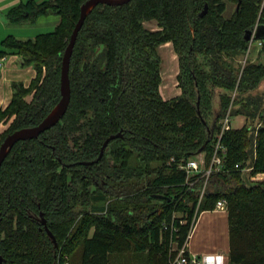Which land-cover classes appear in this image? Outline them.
Returning <instances> with one entry per match:
<instances>
[{
	"label": "trees",
	"instance_id": "1",
	"mask_svg": "<svg viewBox=\"0 0 264 264\" xmlns=\"http://www.w3.org/2000/svg\"><path fill=\"white\" fill-rule=\"evenodd\" d=\"M86 1L28 0L7 13L13 23L49 13L61 21L34 38L9 35L3 42L0 54H18L36 76L28 85L14 82L11 102L0 106V124L9 122L0 131V147L7 135L38 125L60 102L64 53ZM229 4L235 5L230 17ZM153 20L159 29L145 25ZM260 25L264 0L94 6L71 56L66 113L37 138L18 141L0 167L4 264H171L199 213L222 198L230 220L229 264H264V180L247 178L264 172V126L257 138L250 130L259 119L264 124V93L258 92L264 62L249 61L241 74L236 64L248 49L249 32L264 44ZM167 42L179 57L182 89L169 99L160 91L159 47ZM237 84L234 114L246 123L225 132L227 171L211 175L198 207L203 181L190 187L179 163L203 146L210 162L214 133ZM119 132L97 160L104 141ZM250 160L254 169L245 172Z\"/></svg>",
	"mask_w": 264,
	"mask_h": 264
},
{
	"label": "crops",
	"instance_id": "2",
	"mask_svg": "<svg viewBox=\"0 0 264 264\" xmlns=\"http://www.w3.org/2000/svg\"><path fill=\"white\" fill-rule=\"evenodd\" d=\"M28 0H0V51L4 49L3 42L9 35L20 39L34 38L40 33L53 31L61 21V16L56 13H49L38 16L33 21L13 23L9 20L7 13L22 2ZM41 2L43 0H36ZM151 23V22H150ZM155 29V24H150ZM150 27V28H151ZM170 42L160 46L168 48ZM170 58L174 63L176 55L169 50ZM176 66V65H175ZM175 66L173 68L175 70ZM175 81L178 70L175 72ZM36 76V69L33 64H24L18 54L10 53L6 55L3 66H0V106L6 108L13 97V83L23 82L28 85ZM163 82L160 86L161 94L165 99H169L181 94L180 90L172 86V79L167 83V79L162 69ZM178 82L175 84L177 85ZM172 86V87H171ZM1 131V130H0ZM3 131V130H2ZM188 250L191 254H196L199 262L195 264H229L230 255V220L227 209L203 210L199 213L195 226L188 243ZM223 254L224 260L220 261L215 255ZM207 256L209 257L208 261Z\"/></svg>",
	"mask_w": 264,
	"mask_h": 264
},
{
	"label": "water",
	"instance_id": "3",
	"mask_svg": "<svg viewBox=\"0 0 264 264\" xmlns=\"http://www.w3.org/2000/svg\"><path fill=\"white\" fill-rule=\"evenodd\" d=\"M130 0H87L81 7V14L79 17V20L77 21L75 28L72 32L69 44L66 48V51L64 53L63 62H62V71H61V100L57 104V106L51 111V113L38 125L32 126V127H26L19 129L9 135L6 136L3 143L0 147V167L2 166L3 161L5 160L7 154L11 150V148L20 140H27V139H33L37 138L42 132L46 131L47 129L51 128L52 126L56 125L61 118L66 113L70 100H71V84H70V77H69V71H70V62H71V56L74 50V46L78 37V34L85 22V19L87 15L90 13L92 8L96 6L99 3L104 4H121L128 2ZM208 11V6L205 7L204 10L200 13V16H205ZM253 32H249L246 36L247 40H250L252 37ZM263 35L258 36L257 38H262ZM215 125L216 120L213 122L212 126L209 128V131L213 133L215 131ZM122 133H116L110 135L103 143L100 154L97 158V160H100L105 151L107 146L109 145L110 141L121 137ZM204 151V146L199 150V153H202ZM96 160V161H97ZM94 161H85L84 164H92ZM153 198L158 199H165L166 196L162 194H153L151 195ZM43 216V213H41ZM42 222L47 229L49 235L53 238V240L56 242V239L50 229L47 226V221L45 218L42 219ZM0 264H4L3 257L0 255Z\"/></svg>",
	"mask_w": 264,
	"mask_h": 264
},
{
	"label": "rangeland",
	"instance_id": "4",
	"mask_svg": "<svg viewBox=\"0 0 264 264\" xmlns=\"http://www.w3.org/2000/svg\"><path fill=\"white\" fill-rule=\"evenodd\" d=\"M234 8H235V5L234 4H229L228 8L225 11V15L228 16V17H230L232 15L233 11H234ZM150 24H155V29H153L151 27L152 25H150ZM145 25L148 28L151 27L150 29H152V30L159 29L158 23L156 21H154V20L153 21H149V22H145ZM261 29L264 30V25H260L259 26V30H261ZM257 34H258V36H260L259 32ZM253 36H254V34H253ZM252 38L249 41L248 49H247L246 53L244 55H242L240 57V59L236 62L237 66H240V74L242 73L244 67L246 66V64L249 61H253V62L263 61L264 62V44H263V41H261V40H255V37H252ZM169 50H171V52H172L173 55L178 56V54L176 53V51L174 49V46H173V44L171 42H170V45H169L168 48L165 47V48H161L160 49V47H159V52H160V56H161V59H162V66H161V68L163 69L165 75L167 76V79H165L164 82L167 83L170 79L173 78V80H172L173 81L172 82V86L174 87V89L176 88V91L177 90H180L182 92V89L179 86L178 77H176V81H175V76H176L175 75V72H176V70H178V74H179V71H180L179 57H176L175 62L173 64L170 63L172 61V59L170 58ZM173 65L174 66L176 65L175 66V70L173 68ZM176 82H178L177 85L175 84ZM258 92L264 93V81L261 83L260 87L258 88ZM234 93H236L235 96H234ZM216 96L217 97H216V99L214 101V104L215 105H217L218 102H219V96L218 95H216ZM237 96H238V84H237L236 88L232 92L231 101H230L228 107L226 108V110L223 111V113L221 115V117L223 115H225L226 111L229 110V108L231 107V115L233 117V127H240V126H242V125H244L246 123V118L244 117V115H242V114L235 115L234 114V109H235L234 102H235V99H236ZM30 99H31V97H28V100H30ZM221 117H220V119H221ZM220 119H219V122H220ZM8 125H9V122H3V123H1L0 124V130L1 131L2 130H5L8 127ZM263 126H264V124H263V120L262 119L261 120L260 119L257 120L256 123H254L253 125L250 126L251 134H252V136L254 138H257L259 129L261 127H263ZM219 127H220V125H219ZM215 132H217V131H215ZM254 146H255V144H254ZM204 156L206 157L207 164H208L209 163L208 157H207L208 154L204 153ZM254 156H255V154H254ZM196 159H198V157H196ZM254 159H255V157H254ZM248 162H249L248 163L249 166L253 165V164H251L252 163V160H250ZM191 178H193V177H191ZM247 178H248V181L249 182H260V181H263L264 180V173H262V172L259 173V174H257V173H250V174L247 175ZM204 179H205V177H204ZM201 180L203 181V179H201ZM207 188L208 187L206 186V180H204V197H203L202 200L205 199V196H206V193H207ZM200 193H201V191L199 192V200H200ZM212 210H220V209L216 208V206H215V208L212 209ZM227 210H228V205H227ZM175 216L176 217L177 216H182V214H181V212H178V213L175 214ZM194 226H195V224H194ZM191 234H192V231L190 232V236H191ZM189 239H190V237H189ZM174 246H176V244H174ZM215 257H218V259L220 261H223L224 260L223 259L224 258V255L223 254L215 255ZM208 258L209 257L207 256V259H206V256H205L204 259L208 261L209 260Z\"/></svg>",
	"mask_w": 264,
	"mask_h": 264
},
{
	"label": "built area",
	"instance_id": "5",
	"mask_svg": "<svg viewBox=\"0 0 264 264\" xmlns=\"http://www.w3.org/2000/svg\"><path fill=\"white\" fill-rule=\"evenodd\" d=\"M5 59L6 56L0 54V66H3ZM235 94L236 93H234V96ZM219 125H220L219 129L217 130V132L214 133V143H213L214 149L210 158L211 160L208 164L206 157L204 156V152H202L200 155L198 154L195 157L189 158L187 160H183L179 163V168L181 170H184L187 175V184H189L190 187L193 188L199 180L203 179V185L200 188L201 193H200V201L198 207L200 206V203L204 197V180H206V186H207V183L213 173L227 171L224 162L227 153V147L223 142V136L226 131L230 130L233 127V117L231 115V107L229 108V110L226 111L225 115L221 117ZM196 157H198V159H196ZM236 167L241 168V165L237 164ZM253 169H254V165L251 166L248 165L246 167H243V170L245 172L248 171L251 172ZM259 173L261 172H258L257 174ZM227 205H228L227 200L225 198H222L217 202L216 208L227 209ZM185 222L186 220L180 219L181 224ZM170 224L172 227L176 225L175 220H173ZM167 226L168 225H165V228ZM193 228H194V224L192 226V230ZM189 237L187 238L183 246L178 250V256L171 262V264H195L199 262L198 256L196 254H191L188 250Z\"/></svg>",
	"mask_w": 264,
	"mask_h": 264
},
{
	"label": "flooded vegetation",
	"instance_id": "6",
	"mask_svg": "<svg viewBox=\"0 0 264 264\" xmlns=\"http://www.w3.org/2000/svg\"><path fill=\"white\" fill-rule=\"evenodd\" d=\"M41 216H42V215H41ZM42 217H43V216H42ZM43 218H44V217H43ZM43 218H42V219H43Z\"/></svg>",
	"mask_w": 264,
	"mask_h": 264
}]
</instances>
